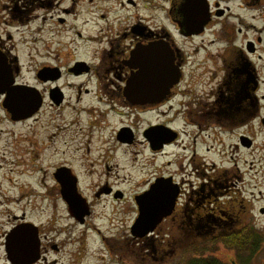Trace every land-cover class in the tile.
<instances>
[{
	"label": "flooded vegetation",
	"instance_id": "flooded-vegetation-1",
	"mask_svg": "<svg viewBox=\"0 0 264 264\" xmlns=\"http://www.w3.org/2000/svg\"><path fill=\"white\" fill-rule=\"evenodd\" d=\"M162 63L167 64L165 70ZM263 68L264 0H0V264H79L89 255L81 248L90 247L66 236L78 227H83L82 234L98 236L99 254L108 264L118 262L117 250L124 251L125 264H136L125 251L128 245L113 246L95 222L102 215L97 213L102 197L114 203L124 197L121 186L110 179L113 166H118L114 153L148 150L162 157L183 135L192 141L190 167L195 165L203 181L191 188L178 173H160L174 185L175 203L144 238L134 233L138 197L157 177L133 193L138 212L130 228L135 237L129 235L126 242L144 244L139 246L143 256L138 264H146L145 255L166 261L176 251L166 247L160 235L167 236V244L170 240L172 245L192 246L191 254L207 241L224 244L221 253L229 259L223 263L216 258L222 264H237L244 248L255 253L262 233L252 218L257 195L248 198L244 190L247 170L235 165L213 168L210 174L196 157L199 143H208L213 134L217 139L226 135V156L264 160ZM152 74L165 80L150 94L149 79L135 80ZM194 81L198 86H192ZM17 91L27 96L32 110L19 119L7 107L10 94ZM155 111L159 121L148 118ZM109 117L122 123L112 127L103 119ZM141 117L149 121L144 127L138 122ZM5 122H28L31 134L6 135ZM101 122L114 132L92 144V133H102ZM68 136L84 143L80 171L75 152L64 148L62 138ZM84 136L87 140L81 141ZM57 154L62 161H53ZM260 165L256 172L262 174L264 162ZM91 174L95 178L87 188L86 176ZM38 175L42 191L34 188ZM14 187L17 195L10 193ZM68 190H74L77 199ZM30 192L40 194L42 207L52 208L48 219L34 221L26 209L16 214L17 204L21 209V200ZM77 201L83 211L79 216L72 209ZM57 205L63 210L59 216ZM111 213L106 217L109 231L115 208ZM62 218L67 220L64 228L57 225ZM206 261L215 262L209 256Z\"/></svg>",
	"mask_w": 264,
	"mask_h": 264
},
{
	"label": "rangeland",
	"instance_id": "rangeland-1",
	"mask_svg": "<svg viewBox=\"0 0 264 264\" xmlns=\"http://www.w3.org/2000/svg\"><path fill=\"white\" fill-rule=\"evenodd\" d=\"M262 73H263L262 76L264 78V68H263ZM195 84L196 82L194 81V84L192 86L193 87L198 86V84L196 85ZM262 84H263V91H264V83ZM64 118H66L67 120H70L66 117V115H64ZM133 118L136 119V117H133ZM148 118L151 121H159L161 119L159 111L151 112L148 115ZM103 119L105 123L111 122L112 127L113 126L116 127L118 123L120 124L122 123L118 121L117 119H114L113 117L103 118ZM54 120L59 122L61 121V118L59 116H55ZM84 120H86V117H84ZM138 122L141 123V125L144 127L145 125L148 124L149 121H147V118L142 119L141 117V120H138ZM100 124L103 125L104 123L101 122L99 123V125ZM175 124H179V122H176ZM102 125H100L103 129L101 130L102 133L98 131L92 133L93 134L92 144L102 143L101 136H103L102 140L105 141L106 140L105 137L107 136L109 137V135L113 134L112 131L114 132V130H111L112 127L107 129V128H103L106 124L104 126ZM28 126H29L28 122H23L19 125L5 122L4 127L6 128L7 133H4V134L6 135H9V134L20 135L22 133L31 134V128H29ZM95 129L97 130L99 128L96 127ZM86 137L87 136L81 137L80 140L81 141L87 140ZM62 140L63 141L66 140V144L64 145V148L68 150V152H75L73 155H76V158L74 157L73 158L75 159L74 164L76 165V167L75 166L74 167L78 171H80L81 169H84V167L81 166L82 163L84 162V159H79V157L83 154V151L85 150V148H83L84 143L80 145L79 141L71 138L70 136L62 138ZM60 142H61V138H60ZM207 145L209 146L214 145V146L211 147L212 149L208 150V147H206ZM77 146L78 147L82 146L81 150H76ZM128 148L129 147H127V149ZM205 148L208 150V152L205 150ZM223 148H226V135H222L220 138L217 139V137L212 134V137L208 141V143H206V141L203 143H199V147H198L199 153H198V156L196 157L197 161H200L199 167L205 164V166L209 168V172H211L210 174H213L212 172L213 168L215 169L216 168L221 169L225 167L230 168L235 165L241 167L242 169L247 170L248 174L245 176L246 186L244 190H246V194L248 198L252 196L254 198L257 195V199H256L257 201L252 200V209L254 210L256 208L254 210L255 212L254 211L252 212V216H253L252 218L255 219V221H257V222H254L255 223L254 225H256L255 229L258 230L260 233H262L261 235L262 239L258 243L257 245L258 249L255 251V253L253 251H250L251 250L250 247L249 249L244 248L242 251H245V253H243L242 258H239L237 260V264H264V212L260 214V212L258 211V209L260 210L264 208V172H262V174L259 172H256L257 168L261 167L260 163L264 162V160L256 158V156L254 157L253 155L252 156L246 155V157H243L240 159L237 158L236 155L235 157L226 156V151H223L222 150ZM133 149L136 150V147L133 146ZM190 150H192V141L189 140V138H187L185 135H183L181 142L175 143L174 145H171L170 147H168V149H166L164 156L162 157L161 155H157L156 157H153V155L149 153L148 150H142L141 152H137L136 150L135 153L132 150L129 153H124L123 151H117L116 153H114L115 154L114 163L118 162L117 164L118 166H113V169L111 170L112 174L110 175L112 177H110V179L112 181L117 182L115 185L121 186L122 190L124 191V197L122 199L120 198V200H118L115 203L111 202L110 198L102 197L103 200L100 203L101 205L97 207L98 208L97 213L100 214L101 212L102 215H101V218L95 219V222L98 224V226L101 227V229H104L107 232L106 234L107 239L109 242L114 243L113 246L118 245L120 247V245L122 244L128 245V249H126L125 251L131 253L133 257H135L134 261L136 264H138V262L140 261V258H142L143 256L142 255L143 249L139 248V246L142 247L144 244L142 242L140 243L137 241L135 242L134 240L131 241V244H128L126 242L129 235L130 236L132 235L133 237H135L132 233V228H130V225L132 223V220L134 219V216L137 215L138 211H137V206H135L136 203L133 202L135 200L132 195L133 193L141 192L143 189L147 187V183H149L151 180L155 179L156 177L157 179H160L161 177L159 174L164 173V172L165 173H175V174L178 173L179 177L186 179L185 184L187 187L190 185L191 188L193 187L195 188L200 183H202L201 182L203 181L202 176H200L198 171H196L197 169L195 165L190 167V163H189L191 161V159H189L190 154H191ZM98 153L99 151L97 150V154ZM60 156L61 154H57L54 157L53 161L54 162L62 161L63 159H61ZM164 159L165 161L171 160L172 163L171 164L161 163L164 161ZM178 161H180L181 163H179ZM180 164H181V167H180ZM214 164L215 166H213ZM95 166L96 168H98L97 165ZM250 171H253V173H251ZM86 177H87L86 187L89 188L90 187L89 183L95 178V175L93 174L92 176L91 174V175H87ZM40 184L41 183L39 181V175H38V181L37 182L34 181V188H37L38 191H42L41 189L43 188V186ZM84 184L85 183H83V187H84ZM14 188L15 189L14 190L12 189L10 193L17 195L16 191L17 190L19 191V189L17 187H14ZM20 189L22 188L20 187ZM23 190L26 191V190H29V188L24 187ZM190 190L192 191V189ZM87 192L92 193V190L89 189V191L87 190ZM42 199L43 198L40 196V194L35 195L34 192L28 193V195L24 197L23 200H21L22 201L21 204L23 205L21 209L19 207L20 204L19 205L17 204L16 210H15L16 214H19L23 210L26 209L27 214L34 221L42 222L43 220L48 219L51 215L52 208L45 209V206L42 207L43 205ZM55 201L57 203V200ZM114 204H115V207L113 206ZM253 205L255 206V208L253 207ZM57 206H58L57 207L58 211L56 214L59 216V214L63 213V210L59 205ZM114 208L117 214L114 217L115 219H113L114 220L113 228L109 231V229H107V224H106V220H108V218L106 217L112 216L111 212H112V209ZM254 214H255V218H254ZM167 215H169V213ZM169 217L170 216H168V218ZM66 221L67 220H65V218H62V220L58 219L57 225L60 227H63V224H65ZM160 221L156 222L153 225L154 226L153 230L148 231L142 237L144 238V237L150 236V233H153V231H155L156 228H158L159 225H161L162 222ZM170 223H171L170 228L173 229L176 224H174V221L172 219ZM249 225L252 226V224H249ZM82 228L78 227L77 229L74 230L73 234L67 232L66 236L71 237L69 241L72 243H74L75 240H77V244L80 243L83 246V244L86 242L89 245L90 250L87 249L85 251L84 247L81 248L82 253L89 254L87 259L85 260L83 259L84 263L86 264H90V263L91 264H108V260L106 257L103 256V253L99 254L100 244L96 240L98 236L95 237V234L93 233L82 234L83 233ZM165 234L167 235V233ZM160 236H161L160 238L162 240V243L165 244L166 247L173 248L176 251L171 253L167 257L166 261L154 260L153 258H151L152 257L151 255H145L146 264H207V261H206L207 256L215 260V262L211 261L210 264H222V262L219 263V261L216 258H222L223 263H224V260L226 261V259H229V255L226 254V252H225L226 256L223 253H221V249H224L226 247L224 244H214L212 241H207L206 245L199 246L198 250L192 253L193 255L197 253L195 257L191 254L190 249H188V248H191L192 246L189 245V246L181 247L179 246L180 244L178 243L176 245L175 244L172 245L170 240L168 241L170 244H167V240L165 239L167 236L166 237L162 235ZM151 240L154 241L153 239ZM155 243L156 241H154V244ZM150 245L153 246V243H150ZM155 245L158 246L157 243ZM70 246L74 247V244ZM160 246H162L161 243L159 244V247ZM182 249H184L185 251L183 252L182 256L181 255L179 256V253H180L179 251ZM194 250H195V247H194ZM123 252L124 251H120V250L118 252L117 250L118 262L113 263V264H125L126 259L124 258L123 260L122 258ZM149 260H151V262H149ZM80 261L81 260L79 259L77 262L79 264H81V262L83 263V261L81 262ZM139 264H142V263H139Z\"/></svg>",
	"mask_w": 264,
	"mask_h": 264
},
{
	"label": "water",
	"instance_id": "water-1",
	"mask_svg": "<svg viewBox=\"0 0 264 264\" xmlns=\"http://www.w3.org/2000/svg\"><path fill=\"white\" fill-rule=\"evenodd\" d=\"M164 65L167 64H161V67L163 70ZM147 79L150 80V86L152 88L153 92L158 91L155 88H160V86L163 84L161 83L163 80H165L162 77H158L157 75L148 77V78H139L137 80L136 77V82L137 83H143L144 81L147 82ZM130 94H135V95H146L144 92L141 91V93L134 92L133 90L129 91ZM149 94V93H148ZM27 97V96H26ZM25 96H22V94L17 91L14 93L10 94L9 100H10V105L7 107L10 108V110L13 112V116L16 119L26 117L30 115L32 110H30V107L28 106V100ZM174 185L169 183V181L164 180V179H158L156 183L152 186V188L144 192L142 195L138 197L139 199V207H140V216L135 222V228H134V233L135 235L138 236H143L145 233H147L150 230L154 229V224L156 222H159L165 215L170 213L172 210V207L175 203V191H174ZM67 192L72 194V199L76 198L77 195L74 192V190H68ZM75 197H74V196ZM75 200V199H74ZM81 205L79 201H77L76 204H72V209H74L75 213L77 216L81 215L83 213L81 209ZM22 229V228H21Z\"/></svg>",
	"mask_w": 264,
	"mask_h": 264
}]
</instances>
